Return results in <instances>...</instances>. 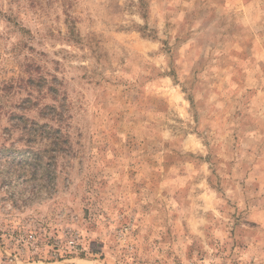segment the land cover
<instances>
[{
    "label": "rangeland",
    "instance_id": "obj_1",
    "mask_svg": "<svg viewBox=\"0 0 264 264\" xmlns=\"http://www.w3.org/2000/svg\"><path fill=\"white\" fill-rule=\"evenodd\" d=\"M1 148L0 264H264V0H0Z\"/></svg>",
    "mask_w": 264,
    "mask_h": 264
},
{
    "label": "trees",
    "instance_id": "obj_2",
    "mask_svg": "<svg viewBox=\"0 0 264 264\" xmlns=\"http://www.w3.org/2000/svg\"><path fill=\"white\" fill-rule=\"evenodd\" d=\"M23 134L29 138V142H33L34 140H38L39 143L43 141L42 148L46 149V146L49 145V141H51V133L49 130H46V128L42 129L41 126H36L35 124H32L30 126H26L23 128ZM32 154L37 155V158L35 161H37L39 164L42 162V156H40V149H32ZM1 152L5 151V148L0 149Z\"/></svg>",
    "mask_w": 264,
    "mask_h": 264
}]
</instances>
